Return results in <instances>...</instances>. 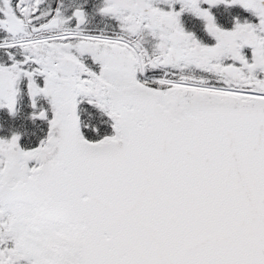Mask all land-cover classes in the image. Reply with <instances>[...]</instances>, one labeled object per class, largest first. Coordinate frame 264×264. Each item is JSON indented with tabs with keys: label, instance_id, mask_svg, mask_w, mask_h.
I'll return each mask as SVG.
<instances>
[{
	"label": "snow or ice",
	"instance_id": "1",
	"mask_svg": "<svg viewBox=\"0 0 264 264\" xmlns=\"http://www.w3.org/2000/svg\"><path fill=\"white\" fill-rule=\"evenodd\" d=\"M0 264H264V0H0Z\"/></svg>",
	"mask_w": 264,
	"mask_h": 264
}]
</instances>
